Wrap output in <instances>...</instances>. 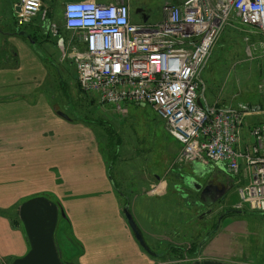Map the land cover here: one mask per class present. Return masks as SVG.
<instances>
[{"label": "crops", "instance_id": "crops-1", "mask_svg": "<svg viewBox=\"0 0 264 264\" xmlns=\"http://www.w3.org/2000/svg\"><path fill=\"white\" fill-rule=\"evenodd\" d=\"M21 1L0 0V264H163L139 245L123 211L128 199L148 245L155 250L151 240H163L164 224L157 211L170 199L167 191L163 193L167 183L158 178L160 195H143L136 203L132 198L138 193L122 195L117 189L95 131L73 117L63 120L60 114H65L56 111L43 92L48 67L37 46L44 44V38L31 32L40 30L39 25L26 30L33 42L14 35ZM44 7L49 22L41 30L48 37L52 7L46 1ZM145 10L149 15L143 19L139 13L137 22L132 10L133 24L146 20L153 25L164 18L163 9L157 17L148 5ZM65 43L67 50L73 41ZM74 43L82 44L77 36ZM206 96L209 104H222ZM249 135L243 134L245 144ZM199 165L186 176L194 171L199 180L209 179L211 172L220 181L230 176L221 165ZM218 253L213 251L209 259L195 255L198 260L189 264H237Z\"/></svg>", "mask_w": 264, "mask_h": 264}, {"label": "built area", "instance_id": "built-area-1", "mask_svg": "<svg viewBox=\"0 0 264 264\" xmlns=\"http://www.w3.org/2000/svg\"><path fill=\"white\" fill-rule=\"evenodd\" d=\"M45 1L22 0L17 25L47 21ZM63 16L82 43L69 58L85 93L117 113L151 106L182 145L180 164L222 165L238 184L243 174V203L264 213V122L250 130L248 144L243 140L246 119L260 116V108L211 105L203 82L230 20L264 33V0H185L166 5L153 25L131 22L129 0H74Z\"/></svg>", "mask_w": 264, "mask_h": 264}, {"label": "rangeland", "instance_id": "rangeland-1", "mask_svg": "<svg viewBox=\"0 0 264 264\" xmlns=\"http://www.w3.org/2000/svg\"><path fill=\"white\" fill-rule=\"evenodd\" d=\"M164 1L136 0L133 14L139 9L144 15H149L150 11L145 10L148 5L153 10L152 16L157 17L160 9L164 13L166 5H173ZM46 3L48 8L52 7L50 20L55 29L65 42L74 43L76 35L64 29L63 11L68 1L46 0ZM138 20L134 15L133 21ZM39 24L38 17L23 30ZM31 32L44 38V44L37 46L48 67L46 76L43 75L46 77L43 92L52 107L56 111L60 109L68 117L62 116L63 120L73 117L95 131L98 144L106 154L108 167L112 169L109 174L122 195L131 196L135 191L138 195L132 201L136 203L143 195H160L156 189L158 178L167 183L163 193L167 191L170 199L157 211L164 224L160 236L163 240L161 243L151 240L155 251L164 254L163 264H189L197 258L204 259L203 256L209 259L213 251L237 264H264V214L251 211L243 203L239 185L224 200H218L211 206L202 201L204 205L199 204V193L188 189L182 179L197 163L176 164L181 150L179 143L168 133L165 122L154 109L129 105L127 113H117L112 107L97 101L94 95L82 92L76 66L68 61L69 54L65 57L68 60L62 61L59 39L53 34L46 37L42 30ZM203 82L205 95L220 100L223 105L244 104L260 108V116L247 119L244 132L248 133L252 126L264 122V35L257 29H245L238 21L230 20L214 48ZM200 184H206V180L201 179ZM245 184L243 179L242 185ZM227 212L229 214L223 218L219 231L207 244L198 248ZM196 254L201 257L194 258Z\"/></svg>", "mask_w": 264, "mask_h": 264}, {"label": "water", "instance_id": "water-1", "mask_svg": "<svg viewBox=\"0 0 264 264\" xmlns=\"http://www.w3.org/2000/svg\"><path fill=\"white\" fill-rule=\"evenodd\" d=\"M14 35L26 38L27 40H30L33 42L32 38L29 36V34L25 31H21L19 28L15 29ZM59 46L61 47L62 51L64 52L65 51L64 39H61L59 41ZM60 115L67 118V116H65L63 114H60ZM195 174L198 175V173H196V171H195ZM185 181H186L185 183L187 184V186L189 185V187L194 189V191L199 192L202 190V186L195 180V178L188 176ZM228 214H229V212L225 213L223 216H221L219 218L215 230L210 232V234L199 244L198 248H201L202 246H204L219 231V228L221 226L223 218H225ZM123 215H124V218L127 221L128 225H129V227L131 228V230H132L137 242L139 243V245L148 254L156 257V254L151 250V248L147 244V241L143 235V232L140 229V227L138 226V224H137V222H136V220H135V218L131 212V203L129 202L128 199H127V204H126L124 211H123Z\"/></svg>", "mask_w": 264, "mask_h": 264}, {"label": "flooded vegetation", "instance_id": "flooded-vegetation-1", "mask_svg": "<svg viewBox=\"0 0 264 264\" xmlns=\"http://www.w3.org/2000/svg\"><path fill=\"white\" fill-rule=\"evenodd\" d=\"M129 2L131 3V8H132L134 6L135 1L129 0ZM139 13L142 15V18L144 19V14L139 9H136L134 11L135 16L139 15ZM234 185L235 184L232 181V178L230 176L224 177L221 181L216 176L209 177V179L206 181V184L201 185L203 186L202 190L200 192H196V193H199L198 195L200 197L199 204H202L201 203L202 201L205 203V205L211 206L216 201L222 200L221 198H223L224 196L226 197L228 193L232 192L235 189ZM151 250L156 254V258H159V259L164 258L163 254L158 253L152 248Z\"/></svg>", "mask_w": 264, "mask_h": 264}]
</instances>
